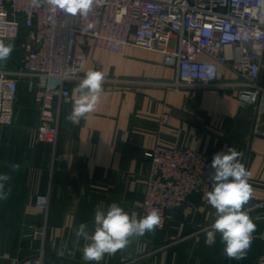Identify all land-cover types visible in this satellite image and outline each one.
Masks as SVG:
<instances>
[{"label": "crops", "instance_id": "crops-1", "mask_svg": "<svg viewBox=\"0 0 264 264\" xmlns=\"http://www.w3.org/2000/svg\"><path fill=\"white\" fill-rule=\"evenodd\" d=\"M28 36L22 28L15 40L0 38L14 44L0 69L20 65ZM76 54L82 56L84 73L103 71L109 82L103 84L95 111L75 124L67 116L79 83L71 85L70 100L61 107L55 159L53 145L39 138L38 93L27 81L19 82L14 123H0V173L11 175V195L0 201V264H33L42 250V264H85L81 249L86 241H76L75 228L86 222L94 231V209L101 202L105 210L115 202L130 216H143L150 164L146 153L157 144L196 149L212 159L234 147L252 174L253 194L244 209L264 202V111L243 100L239 91L170 89L166 83L176 79L177 68L159 51L129 46L124 54L112 53L79 37ZM235 78L221 66V80ZM12 164H19V171H12ZM43 194L50 195L48 213L37 204ZM190 200L193 210L176 209L164 227L131 238L128 247L105 255L100 264H240L222 255L219 233L214 244L206 243L215 219L206 195ZM248 215L256 225L252 236L264 237V218L259 220L264 206ZM46 220L44 239L25 234L26 225L40 227ZM199 229L204 230L196 233Z\"/></svg>", "mask_w": 264, "mask_h": 264}, {"label": "built area", "instance_id": "built-area-1", "mask_svg": "<svg viewBox=\"0 0 264 264\" xmlns=\"http://www.w3.org/2000/svg\"><path fill=\"white\" fill-rule=\"evenodd\" d=\"M22 28L29 36L20 65L0 69V123H14L19 82L27 81L38 93L43 117L39 138L53 145L54 159L62 104L70 100L71 85L80 83L85 75L82 56L76 54L79 37L92 39L96 49L112 53L124 54L129 46L159 51L177 68L176 79L166 83L170 89L237 90L243 100L264 111L261 0H93L91 10L83 16L59 9L52 13L46 3L36 6L33 0H0V38L15 40ZM205 65L214 66L212 79H208ZM221 66L236 78L221 80ZM168 120L165 113L162 122ZM146 155L150 164L143 216L159 209L164 227L176 209H194L191 197L211 191L209 155L159 144ZM37 204L48 213L50 195H39ZM262 206L264 202L244 210L249 214ZM47 227V220L40 227L26 225L25 234L44 239ZM43 257L42 250L33 264H42ZM256 264H264V252Z\"/></svg>", "mask_w": 264, "mask_h": 264}, {"label": "clouds", "instance_id": "clouds-1", "mask_svg": "<svg viewBox=\"0 0 264 264\" xmlns=\"http://www.w3.org/2000/svg\"><path fill=\"white\" fill-rule=\"evenodd\" d=\"M34 5L46 3L49 11L57 9L67 14L86 15L92 8L93 0H33ZM264 4V0H261ZM14 50L13 43L0 40V63H6ZM208 79L215 76L213 65H205ZM106 73L100 70H88L80 81L72 101V110L67 120L79 123L94 112L100 102ZM241 153L234 147L214 154L210 164L209 179L211 191L206 193L208 204L215 209V219L207 231L206 243L216 242V234L220 235L223 245L222 255L229 260H241L245 257L253 239L252 233L256 225L244 210L252 198L253 187L249 183L251 172L240 161ZM12 171H19V164L10 165ZM11 175L0 173V201L11 195L9 184ZM7 186V187H6ZM164 217L159 209L153 208L146 215L136 218L123 207L113 202L105 210L103 203L94 209V231H88V224L80 223L75 228L76 241L83 238L86 243L81 249L85 264H100L105 255L113 256L131 243V238L143 237L146 233H155L163 227ZM62 254V253H61Z\"/></svg>", "mask_w": 264, "mask_h": 264}, {"label": "water", "instance_id": "water-1", "mask_svg": "<svg viewBox=\"0 0 264 264\" xmlns=\"http://www.w3.org/2000/svg\"><path fill=\"white\" fill-rule=\"evenodd\" d=\"M264 215H261V219ZM246 255L241 259L240 264H256V260L260 254L264 252V237L254 235Z\"/></svg>", "mask_w": 264, "mask_h": 264}]
</instances>
